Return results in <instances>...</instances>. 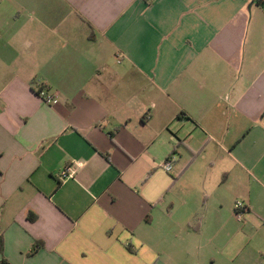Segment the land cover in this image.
Segmentation results:
<instances>
[{
    "label": "crops",
    "instance_id": "obj_1",
    "mask_svg": "<svg viewBox=\"0 0 264 264\" xmlns=\"http://www.w3.org/2000/svg\"><path fill=\"white\" fill-rule=\"evenodd\" d=\"M236 200L260 228V5L0 0V264H204Z\"/></svg>",
    "mask_w": 264,
    "mask_h": 264
},
{
    "label": "rangeland",
    "instance_id": "obj_2",
    "mask_svg": "<svg viewBox=\"0 0 264 264\" xmlns=\"http://www.w3.org/2000/svg\"><path fill=\"white\" fill-rule=\"evenodd\" d=\"M164 162V161H163ZM160 166H157V168L154 170L151 182L157 184H163L164 182V188L159 192V196L165 195L167 190V177L172 179V175L170 173L166 172L162 168V164ZM203 201H204V197ZM209 205L213 209L216 207L214 202L209 201ZM222 218L224 220H227L228 215L222 211ZM231 214L234 217V212L231 211ZM231 223H228L227 227H223L220 229L219 233L217 234L215 245H211L212 247H207L203 250L202 256L204 260V264H210V262L207 260L210 256H215L216 264H247L246 259L248 257L252 258V252L250 251V248L254 246L255 244V238L256 236L264 232V223L263 220L261 221V227L256 229L253 227H250L248 225L244 226V215L243 219L240 221H237L236 218ZM217 227H212L211 229L213 232L217 230ZM228 232V233H227ZM233 235V236H232ZM230 236H232V239L230 243L226 244V241L229 240ZM224 246L223 252L220 253L219 249H215L217 246Z\"/></svg>",
    "mask_w": 264,
    "mask_h": 264
},
{
    "label": "built area",
    "instance_id": "obj_3",
    "mask_svg": "<svg viewBox=\"0 0 264 264\" xmlns=\"http://www.w3.org/2000/svg\"><path fill=\"white\" fill-rule=\"evenodd\" d=\"M37 94L47 104H54L58 100V95L56 91H50L49 89L43 86L37 88ZM162 168L168 173H173V155H169L165 159V161L162 164ZM72 175H73V168L71 165L65 168V172L63 174L61 173L62 177L72 176ZM233 211L235 218L239 221L242 220L243 213L246 211V206L244 202L241 200H236L234 202Z\"/></svg>",
    "mask_w": 264,
    "mask_h": 264
},
{
    "label": "trees",
    "instance_id": "obj_4",
    "mask_svg": "<svg viewBox=\"0 0 264 264\" xmlns=\"http://www.w3.org/2000/svg\"><path fill=\"white\" fill-rule=\"evenodd\" d=\"M254 3H256V4H258V5H260L262 8H263V10H264V0H252ZM36 247V245L35 246H33V249ZM2 261H0V263H1Z\"/></svg>",
    "mask_w": 264,
    "mask_h": 264
}]
</instances>
